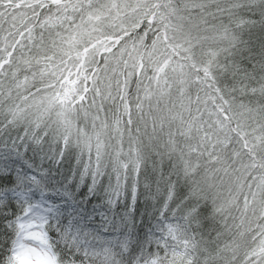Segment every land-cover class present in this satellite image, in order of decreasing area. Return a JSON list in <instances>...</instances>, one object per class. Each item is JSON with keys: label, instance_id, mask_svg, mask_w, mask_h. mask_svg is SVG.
<instances>
[{"label": "snow or ice", "instance_id": "6c2138e0", "mask_svg": "<svg viewBox=\"0 0 264 264\" xmlns=\"http://www.w3.org/2000/svg\"><path fill=\"white\" fill-rule=\"evenodd\" d=\"M0 264H264V0H0Z\"/></svg>", "mask_w": 264, "mask_h": 264}]
</instances>
